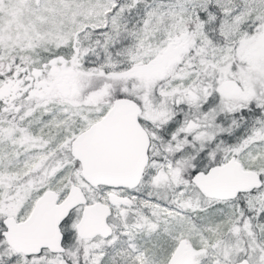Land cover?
I'll return each mask as SVG.
<instances>
[{"label": "snow or ice", "instance_id": "6c2138e0", "mask_svg": "<svg viewBox=\"0 0 264 264\" xmlns=\"http://www.w3.org/2000/svg\"><path fill=\"white\" fill-rule=\"evenodd\" d=\"M0 264H264V0H0Z\"/></svg>", "mask_w": 264, "mask_h": 264}]
</instances>
